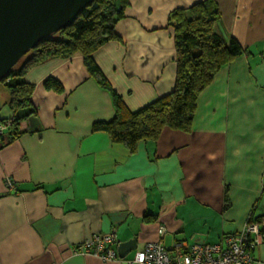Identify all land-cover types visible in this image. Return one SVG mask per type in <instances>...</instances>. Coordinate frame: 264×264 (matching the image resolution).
I'll use <instances>...</instances> for the list:
<instances>
[{"label": "crops", "instance_id": "1", "mask_svg": "<svg viewBox=\"0 0 264 264\" xmlns=\"http://www.w3.org/2000/svg\"><path fill=\"white\" fill-rule=\"evenodd\" d=\"M202 0H129L117 38L93 59L136 111L170 93L177 74L176 8ZM215 31L244 53L223 68L197 99L189 131L165 128L134 151L97 121L115 115L111 91L91 76L84 57H54L31 67L35 113L20 136L0 139V264H129L149 241L219 242L264 215V0H216ZM58 80L62 90L45 86ZM0 88V118L13 114ZM3 141V142H4ZM9 179L13 186H9ZM137 237L126 257L75 254L93 233ZM264 264V241L255 250Z\"/></svg>", "mask_w": 264, "mask_h": 264}, {"label": "trees", "instance_id": "2", "mask_svg": "<svg viewBox=\"0 0 264 264\" xmlns=\"http://www.w3.org/2000/svg\"><path fill=\"white\" fill-rule=\"evenodd\" d=\"M129 0H94L71 26L45 37L31 49L29 57L19 62L3 78L10 93L9 105L14 122L0 139L12 142L21 134L20 120L35 113L32 106L34 84L26 79L28 70L54 57L69 58L76 53L84 57L87 68L97 82L111 91L115 115L109 121H97L93 131H106L115 142L134 151L139 141L157 140L165 128L189 131L195 117L197 99L216 75L244 53L236 39L225 41L215 31L221 13L216 0L198 1L187 8H176L168 17L174 30L177 51V74L174 89L143 108L130 110L121 96L95 63L93 54L104 44L117 38L115 26L126 15ZM45 86L57 91L61 83L48 78ZM9 117L0 118L4 121ZM1 144L4 145L5 141ZM6 144V143H5ZM264 217H251L259 221Z\"/></svg>", "mask_w": 264, "mask_h": 264}, {"label": "built area", "instance_id": "3", "mask_svg": "<svg viewBox=\"0 0 264 264\" xmlns=\"http://www.w3.org/2000/svg\"><path fill=\"white\" fill-rule=\"evenodd\" d=\"M14 117L0 121V137L12 127ZM9 186H13L9 179ZM159 239L149 241L136 252L129 264H262L255 256L256 248L264 241V217L259 221L248 219L243 229L224 234L219 242L205 243L175 241L167 247L163 238L167 233L165 225L158 228ZM117 243L116 230L93 233L73 248L75 254H93L103 260L118 258L113 245Z\"/></svg>", "mask_w": 264, "mask_h": 264}, {"label": "water", "instance_id": "4", "mask_svg": "<svg viewBox=\"0 0 264 264\" xmlns=\"http://www.w3.org/2000/svg\"><path fill=\"white\" fill-rule=\"evenodd\" d=\"M94 0H0V83L47 36L71 26ZM138 248L137 237L120 242L119 257Z\"/></svg>", "mask_w": 264, "mask_h": 264}, {"label": "rangeland", "instance_id": "5", "mask_svg": "<svg viewBox=\"0 0 264 264\" xmlns=\"http://www.w3.org/2000/svg\"><path fill=\"white\" fill-rule=\"evenodd\" d=\"M29 57V55H25L21 60H20V62H19V64H18V67L17 68H19V66L27 59ZM2 86H4L3 84H0V88L2 87ZM5 87V86H4Z\"/></svg>", "mask_w": 264, "mask_h": 264}]
</instances>
